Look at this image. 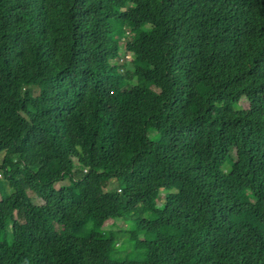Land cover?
Instances as JSON below:
<instances>
[{"label": "trees", "instance_id": "obj_1", "mask_svg": "<svg viewBox=\"0 0 264 264\" xmlns=\"http://www.w3.org/2000/svg\"><path fill=\"white\" fill-rule=\"evenodd\" d=\"M0 193V264H264V0H0Z\"/></svg>", "mask_w": 264, "mask_h": 264}, {"label": "rangeland", "instance_id": "obj_2", "mask_svg": "<svg viewBox=\"0 0 264 264\" xmlns=\"http://www.w3.org/2000/svg\"><path fill=\"white\" fill-rule=\"evenodd\" d=\"M123 34H126V32L124 31L123 33L120 34V37H121V40H122V43H121V48H122V51H121V56L120 58L123 59L121 60L120 58L114 62V64H122L125 66L124 68V74L127 73V71H129L131 68L134 67V65L132 64V60L134 59V54L133 53H127L125 47H126V38L124 37ZM120 60V61H119ZM133 78H129V86L133 84V81H135V79ZM190 82L194 83L195 80L193 78H190L189 79ZM247 106V103L246 102H242V104H240V107L241 108H245ZM4 162H5V165L9 167V169L11 170H14L15 168V165L14 163L7 159V158H4ZM108 192H115L117 190V186L115 184H111L107 189H106ZM0 202H1V193H0ZM59 238V237H58ZM133 242L131 241L130 239V235H127V237L123 238V240L121 242H119V244L117 245V249L120 251V252H123V251H128L131 249V246L130 244H132Z\"/></svg>", "mask_w": 264, "mask_h": 264}]
</instances>
